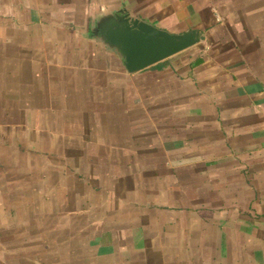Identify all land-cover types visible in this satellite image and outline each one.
<instances>
[{
    "label": "crops",
    "instance_id": "obj_1",
    "mask_svg": "<svg viewBox=\"0 0 264 264\" xmlns=\"http://www.w3.org/2000/svg\"><path fill=\"white\" fill-rule=\"evenodd\" d=\"M113 8L205 41L128 74ZM1 144L42 170L0 264H264V0H0Z\"/></svg>",
    "mask_w": 264,
    "mask_h": 264
},
{
    "label": "water",
    "instance_id": "obj_2",
    "mask_svg": "<svg viewBox=\"0 0 264 264\" xmlns=\"http://www.w3.org/2000/svg\"><path fill=\"white\" fill-rule=\"evenodd\" d=\"M89 33L121 60L128 74L153 67L205 41L198 30L172 34L117 8L102 11L92 18Z\"/></svg>",
    "mask_w": 264,
    "mask_h": 264
},
{
    "label": "rangeland",
    "instance_id": "obj_3",
    "mask_svg": "<svg viewBox=\"0 0 264 264\" xmlns=\"http://www.w3.org/2000/svg\"><path fill=\"white\" fill-rule=\"evenodd\" d=\"M14 151L13 149H7L6 147L0 145V237L1 240L7 237V230L10 226V218L15 217L18 222L21 218L24 217L26 209L24 207H20L16 205L15 202L21 203L25 200H28L27 197H30L33 201L35 199V195H30L29 192L26 191V186H35V183L40 181V177H35V174L40 176L42 170V163L39 160H30L26 162V158L24 153ZM28 168L29 173L33 172L32 177L26 176V170ZM39 184V183H38ZM36 198L38 200L37 209L33 210V216L37 217L41 213H47L51 215H55L59 213V211L54 208H49V210H41L40 208V194L36 193ZM14 203V207L11 206ZM35 203V202H34ZM15 212V214H13ZM37 228L40 227H32L29 230V237H35L37 233ZM24 232V231H23Z\"/></svg>",
    "mask_w": 264,
    "mask_h": 264
},
{
    "label": "trees",
    "instance_id": "obj_4",
    "mask_svg": "<svg viewBox=\"0 0 264 264\" xmlns=\"http://www.w3.org/2000/svg\"><path fill=\"white\" fill-rule=\"evenodd\" d=\"M160 64L156 65L155 67L159 66Z\"/></svg>",
    "mask_w": 264,
    "mask_h": 264
}]
</instances>
